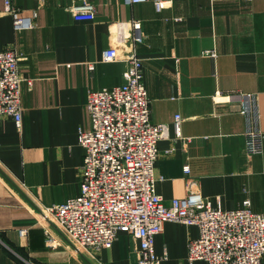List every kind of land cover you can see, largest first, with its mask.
<instances>
[{
  "label": "crops",
  "instance_id": "1",
  "mask_svg": "<svg viewBox=\"0 0 264 264\" xmlns=\"http://www.w3.org/2000/svg\"><path fill=\"white\" fill-rule=\"evenodd\" d=\"M91 2L94 18L82 19L69 12L71 0H12L20 15L33 17L32 28L15 30L0 0V51L18 54L25 79L20 126L0 118V264H91L41 212L79 194L88 92L124 82L131 48L142 59L150 121L166 126L154 169L163 201L191 187L224 210L247 199L264 212V0ZM108 48L115 60L103 59ZM250 128L262 132L259 154L245 152ZM197 237L196 226L165 222L154 237L159 264H189L187 245ZM136 248L120 232L92 263L136 264Z\"/></svg>",
  "mask_w": 264,
  "mask_h": 264
},
{
  "label": "built area",
  "instance_id": "2",
  "mask_svg": "<svg viewBox=\"0 0 264 264\" xmlns=\"http://www.w3.org/2000/svg\"><path fill=\"white\" fill-rule=\"evenodd\" d=\"M3 1L15 30L33 27V17L20 15L12 0ZM145 1L124 0L128 5ZM156 4L158 7L159 2ZM68 10L74 18L95 16L91 0H71ZM132 28L134 40H140V24L133 22ZM116 55L114 48H108L103 59L115 60ZM19 60L11 48L0 51V118L8 117L16 126L21 122V83L25 81ZM123 62L126 69L121 85L88 92L89 128L78 131V143L84 149L79 194L61 204L45 207L41 220L52 223L74 253L85 252L92 259L102 249L111 247L118 233L124 232L137 242L136 264H159L154 237L170 221L198 228V237L189 240L187 245L189 264L196 261L264 264V212L252 211L249 200H244L239 208L224 210L213 206L191 187L184 197L174 198L167 204L156 192L157 142L166 135V126L150 121L143 63L134 48ZM247 112V108H242L241 113ZM173 120L180 136L181 118L175 115ZM244 135L245 152L261 153L262 132L250 128ZM183 172L189 173L187 165ZM48 241H52L51 237Z\"/></svg>",
  "mask_w": 264,
  "mask_h": 264
},
{
  "label": "rangeland",
  "instance_id": "3",
  "mask_svg": "<svg viewBox=\"0 0 264 264\" xmlns=\"http://www.w3.org/2000/svg\"><path fill=\"white\" fill-rule=\"evenodd\" d=\"M43 222V221H42ZM44 223V222H43ZM49 225L54 226L52 223H49ZM55 227V226H54ZM69 244V243H68ZM82 256V254H79ZM85 256L86 260H89L88 262H91V264H93L92 262H94V259L90 258L85 252H83V257Z\"/></svg>",
  "mask_w": 264,
  "mask_h": 264
}]
</instances>
